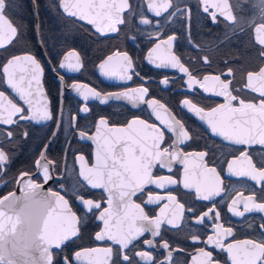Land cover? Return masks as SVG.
I'll use <instances>...</instances> for the list:
<instances>
[{
    "label": "flooded vegetation",
    "instance_id": "1",
    "mask_svg": "<svg viewBox=\"0 0 264 264\" xmlns=\"http://www.w3.org/2000/svg\"><path fill=\"white\" fill-rule=\"evenodd\" d=\"M11 2L16 7L6 10V15L14 26L18 27V36L10 44L5 41V46L0 48V65L5 64L13 56L24 54L36 56L44 68L41 84L52 119L40 122L20 121L19 125L11 126L13 136L10 140L0 135V148L8 155V162L0 173V198L13 193L18 188L23 192L30 191L25 187L29 178L36 184L46 187L48 191H59L62 195H65L64 189L71 191L77 182L86 184L79 172L85 162L86 166L95 164L94 145L91 140L79 138L76 129L70 125L73 116L77 117L80 128L87 126L90 134H94L95 124L101 117L108 119L109 124L115 126L125 125L127 121L139 118L163 127L146 103L132 107L127 100L114 98L104 104L91 98L85 101L80 93L70 87L72 84H81L87 86L83 89L85 94H88V88H93L101 94H108L141 86V79L135 76L129 81L122 80L118 76L107 77L100 72L99 65L108 56L113 55L117 50L126 51L134 59L136 71L144 78L145 86L149 88V95L145 99L159 100L168 109L167 112L156 109L161 119L168 120L173 116L189 132L191 138L179 145V149L187 156L188 175L192 176L193 173L198 175L202 171L201 168L196 167L201 163L196 154L206 152L207 156L204 157L203 163L208 167L216 168L224 189L221 196L215 197L214 200H200L196 198L194 188L183 187L184 164L174 162L171 172L166 168H155L156 175L171 176L172 179L178 180L179 184L166 185L165 188L149 186L153 196L165 198L146 207L142 199H147L149 194L147 191L141 199L133 198L136 203H141V206L145 207V212L150 218L160 216L165 223L161 225V235L154 239V247L143 243L144 240L153 239L151 233L146 232L136 242V247L129 252L130 257L144 264L140 257L134 256L133 253L147 251L157 262L164 261V264H168L169 251H171V264H193V257L198 256L199 250L204 248L206 251H213V255L221 261V264H225V261L231 264L226 251L204 243L209 236L215 239L216 232L219 231L217 225H222L223 228L231 227L233 230V234L228 237H224L221 231L220 238L225 246L245 240L259 241L262 238L264 230L261 229V225L264 224V213L251 211L239 217L228 211L233 199L240 201L236 206L240 211L244 208L243 201L254 194L257 196L256 202H261L260 186L248 177L231 174L228 169V162L239 157V150L247 146L234 145L222 137L213 135L202 124L199 116L183 105V101L187 99L197 107L209 111L212 107L224 103L223 97L212 94L211 81H209V91L205 92L198 85L193 91L188 86V76L178 68L156 67V63H159L157 56L168 54L162 41L167 40L169 36H175L176 39L171 42L170 52L177 55L198 79L202 80L204 75L226 72L230 67L234 72L233 87H242L246 83L247 72L258 71L259 67L264 65V57L260 56V46L255 43L251 28H246L243 33L238 30L233 33L223 17H219L218 22L213 23L210 16L203 12L201 0H172L173 7L168 12L162 13L160 17H156L148 10L146 0H129L132 15L129 16L127 12L123 14L126 23L119 26L118 33L109 32L105 28L104 34L97 32L94 26L68 16L61 7V0H11ZM154 2L162 4L163 0H154ZM229 2L233 5V11L238 18L259 17L256 6L258 0H229ZM241 3L243 8L239 6ZM176 6L190 9V18L184 11L169 16V12H173ZM142 16L151 23H140ZM157 43L161 44V48L153 54V62H150L147 58L148 53ZM73 51L80 57L81 70L75 72L68 68H59L60 62L67 53ZM204 56L208 57L210 65L203 64ZM119 59L114 56L112 63H117ZM72 62H76L74 58ZM58 75L63 76V81ZM165 78L169 80L167 85L161 83ZM0 79L3 77L0 76ZM0 90L5 91L14 102L27 107L10 89L0 86ZM241 95L250 98L247 92ZM40 99L43 100L44 97ZM85 105L90 111L78 113V109ZM166 136L171 134L166 132ZM45 147L48 159L55 162V171L52 172L54 179L46 183L42 170L37 169L35 165V161L40 158ZM249 154L254 162L264 159V150L258 144L252 146ZM80 155L84 157V161L76 159ZM245 167V162L237 160L232 171ZM21 173H28L29 176L20 180ZM61 184L64 185V189L60 188ZM81 191L86 198L104 201L103 206L107 207V193L103 189L89 187ZM169 193L176 197V203L167 200ZM65 198L69 199L72 211L76 212L77 216L84 217L86 209L74 197L65 195ZM177 203L184 204V209H179ZM165 204H167L166 208ZM251 206L252 202L249 201V207ZM213 207L220 212V219H214L210 214L203 223H198L199 216ZM189 208H194L195 214L189 212ZM98 215L99 210L87 215V223L81 226V238L65 248L63 254L71 256L75 251L85 248L112 247L115 251L119 247L109 240H95V233L103 228V223L97 219ZM172 218H175L179 227H173L166 222ZM193 237L198 239L194 241ZM165 241L169 244L168 249L162 246ZM97 258L105 259L102 253L91 256L92 260ZM56 259L59 262L61 256L58 255Z\"/></svg>",
    "mask_w": 264,
    "mask_h": 264
},
{
    "label": "snow or ice",
    "instance_id": "2",
    "mask_svg": "<svg viewBox=\"0 0 264 264\" xmlns=\"http://www.w3.org/2000/svg\"><path fill=\"white\" fill-rule=\"evenodd\" d=\"M146 3L148 10L156 17H160L162 13L168 12L173 7L172 0H163L162 4H157L154 0H146ZM201 3L203 12L210 16L213 23H217L218 18L223 17L233 33L237 30L243 33L246 28H251L255 43L260 46V56L264 57V0H258L256 6L259 17L252 19L243 16L238 18L229 0H201ZM239 6L243 8V3ZM15 7L11 0H0V48L5 46V41L10 44L18 36V27L14 26L6 15V10ZM61 7L68 16L94 26L101 34H104L105 28L109 32L118 33L119 26L126 23L123 14L127 12L129 16L132 15L129 0H61ZM180 11L188 13L190 18V9H181L179 6H176L173 12H169V16ZM140 23L149 24L151 21L142 16ZM175 39V36H169L167 40L162 41L168 54L157 56L159 63H156V67L178 68L188 76L187 83L193 91L198 85L207 92L209 81L212 82V94L223 97L224 103L212 107L209 111L197 107L187 99L183 101V105L201 120L206 121L213 135L222 137L234 145L247 146L239 150V157L228 162V169L231 174L248 177L260 186L261 202H256L257 196L254 194L243 201L244 208L240 211L236 207L240 201L233 199L228 211L239 217L251 211L264 213V159L254 162L249 154L253 145L258 144L264 150V65L259 67L258 71L247 72L246 83L242 87H233L234 72L230 67L226 72L204 75L200 80L188 67H185L177 55L170 52L171 42ZM189 40L191 42L190 36ZM160 48L161 44L157 43L149 51L147 58L150 62H153V54ZM114 56L120 58L117 63H112ZM73 58L75 63L72 62ZM202 60L204 65H210L207 56ZM81 67L80 57L74 51L67 53L59 64V68H68L75 72L80 71ZM0 69H2L0 76L3 77L0 79V86L10 89L24 105H27V107L19 105L6 95L5 91L0 90V129H2L0 135L10 140L13 136L11 126L19 125L20 121L40 122L52 119L41 84L44 68L35 55L13 56L5 64L0 65ZM99 69L101 74L107 77L118 76L122 80L129 81L134 76L140 78L141 86L104 95L93 88H88V94H85L83 89L87 87L86 85L72 84L70 87L80 93L85 101L90 98L98 99L104 104L114 98L127 100L132 107L146 103L163 127L139 118L127 121L124 126H114L109 124L108 119L101 117L95 124L93 135L90 134L87 126L80 128L76 116L71 117L70 125L76 129L79 138L92 140L96 144L95 164L86 166L85 162L79 172L86 184L77 182L71 191L60 185L65 195L74 197L86 209L84 217H79L72 211L69 199H66L65 195L59 191H49L41 195L36 190H42V186L29 178L25 187L31 194L25 192L24 202L15 198L14 194L0 198V264H74V262L76 264H140V261H134L130 257L129 252L136 247V242L146 232L151 233L153 239L144 240L143 243L154 247V239L161 235V225L165 223L160 216L150 218L145 212L147 205L165 198L153 196L149 186L165 188L166 185L179 184V181L172 179L171 176L156 175L154 169L157 167L166 168L171 172L174 162L184 164L183 187L194 188L197 199L214 200L224 191L216 168L208 167L203 163L204 157L207 156L206 152L196 154L201 161L196 167L201 168L202 171L198 175L195 173L192 176L188 175L187 156L179 149V145L191 138L189 132L173 116L168 120L161 119L156 109H163L165 112L168 109L159 100L145 99L149 95V88L145 86L144 78L136 71L135 61L128 52L117 50L99 65ZM58 78L63 81V76L58 75ZM161 83L167 85L169 80L165 78ZM244 92H247L250 98L241 95ZM89 111L87 105L78 109V113ZM102 129L106 130V133L102 132ZM166 132L171 136H166ZM24 135L26 136L27 133L25 132ZM46 152L45 147V151L35 161L37 169L42 170L45 183L54 179L52 172L55 171V162L48 159ZM76 159L84 161L82 155L77 156ZM237 160L245 162L246 167L233 172V165ZM7 162L8 155L0 148V173L3 172ZM28 176V173H21L19 179L24 180ZM89 187L100 188L107 193V207L103 206L104 201L85 197L81 189L87 190ZM146 191L149 194L147 199H142L145 206L142 207L141 203H136L133 198L141 199ZM166 198L176 203V197L171 193ZM249 201L252 202L251 207ZM164 207L166 208L167 204ZM177 207L182 210L185 206L177 203ZM95 210H99L97 219L103 223L102 230L95 233V240H109L119 247L115 251L112 247L85 248L75 251L71 256L63 254L65 248L81 238V226L87 223V215ZM188 211L195 214L194 208H189ZM161 212L163 213V209ZM210 214L214 219H220V212L213 207L203 212L197 222L203 223ZM166 222L173 227H179L175 218ZM216 228L219 231L216 232L215 239L209 236L204 243L226 251L231 264H264V233L259 241L245 240L225 246L220 238L221 231L224 237H228L233 234V230L231 227L223 228L222 225H217ZM261 229L264 230V224L261 225ZM197 239L193 237L194 241ZM162 246L165 249L169 248L167 241ZM97 253H102L105 259L92 260L91 256ZM58 255L61 256L59 262L56 259ZM133 255L140 257L144 264H164V261L157 262L147 251L134 252ZM168 264H171V251H169ZM193 264H221V261L213 255V251L201 248L199 255L193 257Z\"/></svg>",
    "mask_w": 264,
    "mask_h": 264
},
{
    "label": "water",
    "instance_id": "3",
    "mask_svg": "<svg viewBox=\"0 0 264 264\" xmlns=\"http://www.w3.org/2000/svg\"><path fill=\"white\" fill-rule=\"evenodd\" d=\"M102 95H104V94H102ZM98 100V99H97ZM158 110H160V111H162V109H159V108H157ZM199 119H200V117H199ZM201 120V119H200ZM201 122H202V124L208 129V130H210L209 129V127H208V125H207V123H206V121H204V120H201ZM115 126V125H114ZM121 126H124V125H121ZM102 132H105L106 133V130H104V129H102ZM94 134H95V132H94ZM93 134V135H94ZM92 141V140H91ZM92 143H93V145H94V153H95V151H96V144L92 141ZM37 192H40L41 193V195L43 194V193H47V192H49L47 189H46V187H43L42 186V190L41 189H37L36 190ZM29 192V194H31V192L30 191H28ZM11 194H14V197L15 198H19L20 199V201L21 202H24V199H25V192H23V190L22 189H16L13 193H11ZM7 196H9V195H7Z\"/></svg>",
    "mask_w": 264,
    "mask_h": 264
}]
</instances>
